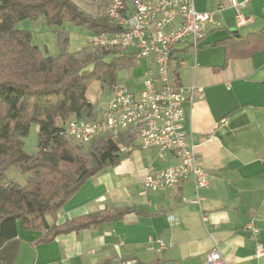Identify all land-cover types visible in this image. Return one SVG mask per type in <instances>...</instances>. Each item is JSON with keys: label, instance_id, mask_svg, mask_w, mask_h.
<instances>
[{"label": "crops", "instance_id": "0c3cea01", "mask_svg": "<svg viewBox=\"0 0 264 264\" xmlns=\"http://www.w3.org/2000/svg\"><path fill=\"white\" fill-rule=\"evenodd\" d=\"M236 1L234 6L230 0H193L196 10L214 11L212 21L197 47L186 39L173 52L172 72L185 96L182 128L208 185L196 190L188 178L170 188L144 189L146 172L165 168L175 158L135 140L128 156L82 184L56 222L114 208L131 211L49 242L36 241L46 229L27 230L18 223L13 264H206L213 248L227 264H264V49L214 69L225 60V48L217 41L264 27V0ZM135 66L144 73L148 64L135 60ZM192 85L201 91L190 102ZM196 195L200 207L183 201ZM46 221L53 223L51 216ZM259 245L262 254H257Z\"/></svg>", "mask_w": 264, "mask_h": 264}, {"label": "trees", "instance_id": "16d2710c", "mask_svg": "<svg viewBox=\"0 0 264 264\" xmlns=\"http://www.w3.org/2000/svg\"><path fill=\"white\" fill-rule=\"evenodd\" d=\"M103 2L107 7V0ZM40 16L47 25L58 28L57 56H43L31 41L32 33L14 26L19 20ZM65 23L85 28L88 34L120 31L105 11L92 14L75 0H0V178L10 165L28 174L24 185L0 184V264H13L17 256L18 223L27 230L46 229L36 241L49 242L59 234L78 232L131 211L114 208L56 222L59 210L89 177L116 165L136 148L132 129L115 140L101 137L92 141L87 153L73 147L63 135L68 119L94 117L96 107L86 97L91 81L111 89L117 69L135 66L132 55L113 47L68 52V33L59 29ZM216 45L225 48L224 64L214 67L219 70L230 59L264 49V27L234 33ZM31 123L38 125L34 154L23 148ZM118 143L132 149L119 151ZM46 216L53 219L51 225Z\"/></svg>", "mask_w": 264, "mask_h": 264}, {"label": "built area", "instance_id": "2783aa9c", "mask_svg": "<svg viewBox=\"0 0 264 264\" xmlns=\"http://www.w3.org/2000/svg\"><path fill=\"white\" fill-rule=\"evenodd\" d=\"M237 5L236 0H230ZM106 15L120 31L116 33H89L86 44L90 49L115 48L121 54H130L137 61L148 64L142 87L135 93L122 85H115L111 94L97 105L94 117H73L66 121L63 135L81 144L101 137L116 139L122 132L134 131L138 144L155 148L159 154L172 153L175 162L162 169L150 168L143 177L144 189L161 190L191 179L196 190L208 185L206 173L182 128L185 99L184 89L175 81L172 72L175 47L189 39L193 47L205 36L206 26L214 11H198L193 0H107ZM238 23H242L239 13ZM183 65V61H177ZM201 88L194 85L187 91L193 102ZM135 145V144H134ZM119 151L132 146L117 144ZM183 201L200 207V198L183 197ZM203 221L207 218L202 214ZM159 250L165 245L158 241ZM259 245L257 254L263 250ZM124 264H132L130 260ZM206 264H227L223 255L211 249Z\"/></svg>", "mask_w": 264, "mask_h": 264}, {"label": "rangeland", "instance_id": "374dc122", "mask_svg": "<svg viewBox=\"0 0 264 264\" xmlns=\"http://www.w3.org/2000/svg\"><path fill=\"white\" fill-rule=\"evenodd\" d=\"M80 8L85 9L87 12L96 14L97 12L105 11L106 4L103 0H75ZM105 5V6H104ZM15 28L20 30H28L32 33V43L38 46L43 56H57L60 52L57 39V27L49 26L40 16L37 20L23 19L15 22ZM61 30L67 31L69 41L67 45L68 52L80 51L82 49L89 48L86 44V38L88 31L85 28L74 26L70 23H65ZM112 54L111 56H113ZM144 68L133 67V68H119L116 71L115 85H122L129 90L134 92L140 91V84L142 80ZM114 85V86H115ZM112 92V90L103 86L98 80H93L89 83L86 90L87 96L92 98L95 107L102 101H104ZM37 134L38 125L31 123L28 134L24 137V151L28 154H34L37 151ZM94 140L93 142H95ZM69 143L87 153L92 148V142L87 144H81L69 139ZM28 174L21 173L15 165L7 167L0 178V184H13V185H24L26 183Z\"/></svg>", "mask_w": 264, "mask_h": 264}]
</instances>
